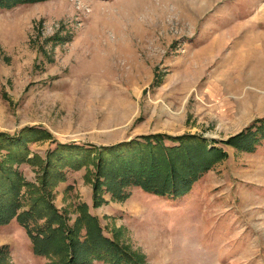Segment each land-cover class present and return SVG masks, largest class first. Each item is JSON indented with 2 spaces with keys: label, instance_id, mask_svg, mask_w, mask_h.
<instances>
[{
  "label": "rangeland",
  "instance_id": "374dc122",
  "mask_svg": "<svg viewBox=\"0 0 264 264\" xmlns=\"http://www.w3.org/2000/svg\"><path fill=\"white\" fill-rule=\"evenodd\" d=\"M8 204L34 214L0 224V264H56L93 221L122 258L79 264H264V0L0 7Z\"/></svg>",
  "mask_w": 264,
  "mask_h": 264
},
{
  "label": "trees",
  "instance_id": "16d2710c",
  "mask_svg": "<svg viewBox=\"0 0 264 264\" xmlns=\"http://www.w3.org/2000/svg\"><path fill=\"white\" fill-rule=\"evenodd\" d=\"M38 1H43V0H0V7L8 8V7H12V6L18 5L20 3H34V2H38ZM44 134H45V132H44ZM240 136H242V135H240ZM237 139L240 141V143L244 144V145H242V147L244 149H251L252 148L249 145L250 144V139H249V141L247 143L243 141V138H239L238 137ZM232 141H234V139H230V142H228V144L229 143H232ZM233 145H235V144H233ZM246 146H248V147H246ZM199 162L204 163V160H201ZM199 162H197V163H199ZM170 171H172V170H170ZM158 173L160 174V172H158ZM195 173L196 172H194V175H195ZM151 176H155L156 177L158 175L156 174V171H154L152 173H149L147 175V178H150ZM172 176H166L167 186H169V185L170 186H174V184H170L171 183L170 177L173 178ZM125 177H127V179H130L131 178L129 176H125ZM175 177L176 176H174V178ZM142 181H145V180L142 179ZM143 184H144V186H143L144 188H147L148 187L146 185L147 182L146 183H143ZM14 188H17V189L15 190ZM19 188H20L19 184L17 185L16 182L14 181L13 187H12V189H13V194H12L13 198H14L15 193H16V198L18 197V193L20 192L19 191ZM11 200L12 199L10 198V201ZM6 202H9V199L6 200ZM16 204H17V202H16ZM47 204H48V211L49 210H53V206L49 202ZM10 207H11V204H8V208L7 209H10ZM15 207H16V205H15ZM20 207L21 206H18L17 207V210L16 209H10L8 215L5 212H3V215H6L5 216L6 219L4 221H0V224L1 223H9L16 216L17 221L20 224H22L23 225V228H25V230L27 231L28 226H27L26 223L29 222L30 217L34 214V208H30L28 210L21 211L19 213L17 212L18 214H16V211H18L20 209ZM52 218H54V216H51L49 219H52ZM90 219H85V221L87 222ZM91 220H94V219L92 218ZM93 224L95 225L96 231H97V234H96L95 231H94V229H93V234H95L96 237H94L93 240L90 243H84V244H82V246L81 245H78L77 241H75L73 238L66 237L65 235H61L60 238H59V241L57 243V246H56L57 251H59V252H56V253L59 254V255H57V256H59V258L58 257H55L54 263H56V264H75V263H77V264H79V263H81V261H83V259L78 260V258L82 256V253H85V252L91 250L92 248H94L95 247L94 245H96V247L100 245V247L103 249V253L102 254H104V253L105 254L103 256H100V257H103L104 258V256H105V260H106L107 257L112 258L114 260L122 258V256L115 255L114 254L116 252V250L118 252H122L123 253V251L119 248V246L115 242L110 241V240L106 239L105 237L103 238L101 236L100 229L98 228V224L96 222H94V221H93ZM44 230L45 229L43 228L42 229V233H43ZM27 233H29V232L27 231ZM33 235H36V234L35 233H33V234L30 233V235H29L30 238H31V240L33 241V248L35 246V242H37V241L39 243L40 242H44L45 243L46 241H49V240H52L53 241V236L41 237L40 238V241H39L37 239V237H35ZM41 252L42 251H40V249H37V250L35 249V254H40ZM65 256H66V258L64 259ZM2 261L3 260L0 259V263Z\"/></svg>",
  "mask_w": 264,
  "mask_h": 264
}]
</instances>
